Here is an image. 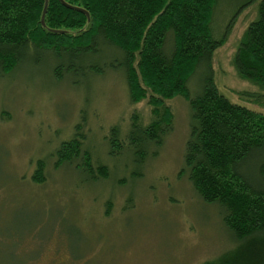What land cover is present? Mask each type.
I'll return each mask as SVG.
<instances>
[{
    "label": "rangeland",
    "instance_id": "obj_1",
    "mask_svg": "<svg viewBox=\"0 0 264 264\" xmlns=\"http://www.w3.org/2000/svg\"><path fill=\"white\" fill-rule=\"evenodd\" d=\"M248 3L216 8L215 38L226 29L228 36L213 66L220 92L254 108L240 94L256 87L233 66L257 17V5ZM45 65H26L0 80V264H208L236 248L217 208L180 174L191 122L184 97L155 107L147 98L132 103L125 72L59 83ZM189 90L198 93L192 82ZM165 109L173 130L142 168L129 155H108L113 127L125 137L132 116L148 126L160 113L167 115ZM83 113L86 148L108 167V180L89 181L64 162L55 167L56 149L73 137ZM40 161L46 165L44 184L33 181Z\"/></svg>",
    "mask_w": 264,
    "mask_h": 264
},
{
    "label": "trees",
    "instance_id": "obj_2",
    "mask_svg": "<svg viewBox=\"0 0 264 264\" xmlns=\"http://www.w3.org/2000/svg\"><path fill=\"white\" fill-rule=\"evenodd\" d=\"M232 1L49 0L43 21L46 0H0V80L46 64L59 83L125 72L132 103L147 98L155 107L184 97L191 122L180 174L217 208L237 244L208 264H264V0H249L257 17L233 59L238 76L256 87L240 94L254 108L231 102L214 80V56L228 36L226 29L215 38L214 12ZM191 82L198 93L189 90ZM165 110L148 126L132 116L125 137L113 127L108 155H129L142 168L173 130ZM86 122L83 113L73 137L56 149L55 167L64 162L89 181L108 180V167L86 148ZM45 171L40 161L33 181L44 184Z\"/></svg>",
    "mask_w": 264,
    "mask_h": 264
},
{
    "label": "water",
    "instance_id": "obj_3",
    "mask_svg": "<svg viewBox=\"0 0 264 264\" xmlns=\"http://www.w3.org/2000/svg\"><path fill=\"white\" fill-rule=\"evenodd\" d=\"M48 4H49V0H46V9H45V12H44L43 21H44V18H45L46 12H47Z\"/></svg>",
    "mask_w": 264,
    "mask_h": 264
}]
</instances>
